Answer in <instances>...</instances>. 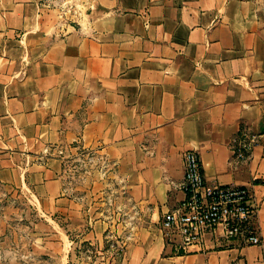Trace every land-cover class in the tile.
<instances>
[{"label": "crops", "instance_id": "1", "mask_svg": "<svg viewBox=\"0 0 264 264\" xmlns=\"http://www.w3.org/2000/svg\"><path fill=\"white\" fill-rule=\"evenodd\" d=\"M190 148L258 244L168 238ZM263 177L264 0H0V264H264Z\"/></svg>", "mask_w": 264, "mask_h": 264}, {"label": "built area", "instance_id": "2", "mask_svg": "<svg viewBox=\"0 0 264 264\" xmlns=\"http://www.w3.org/2000/svg\"><path fill=\"white\" fill-rule=\"evenodd\" d=\"M185 198L163 219L168 238L182 249L202 246L209 232L223 230L229 241L244 245L258 244L260 237L253 226L256 208L247 187L206 182L203 162L197 149L184 153ZM264 183V177L262 178Z\"/></svg>", "mask_w": 264, "mask_h": 264}, {"label": "rangeland", "instance_id": "3", "mask_svg": "<svg viewBox=\"0 0 264 264\" xmlns=\"http://www.w3.org/2000/svg\"><path fill=\"white\" fill-rule=\"evenodd\" d=\"M96 165L95 163V159H91V158H83V159H79L78 157L71 159L70 162V168H71V172L72 174L70 175L74 180L77 181V179L79 178V175L82 171H84L87 166L88 167H94ZM82 166V167H81ZM1 196V195H0ZM4 196V195H3ZM25 207V206H24ZM0 209H3V207L0 205ZM26 217V218H25ZM28 216H24L23 218V224H24V228L25 229V225L26 223H29L30 219L27 218ZM28 225V224H27ZM29 242V239H24V243Z\"/></svg>", "mask_w": 264, "mask_h": 264}]
</instances>
